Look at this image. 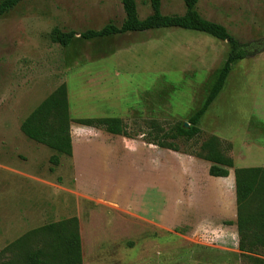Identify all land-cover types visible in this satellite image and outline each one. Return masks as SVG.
Here are the masks:
<instances>
[{"label": "rangeland", "instance_id": "1", "mask_svg": "<svg viewBox=\"0 0 264 264\" xmlns=\"http://www.w3.org/2000/svg\"><path fill=\"white\" fill-rule=\"evenodd\" d=\"M133 1L139 21L152 15L150 0ZM196 10L262 51L232 67L201 135L178 142L177 153L148 144L147 125L188 127L225 61L226 42L182 29L80 38L120 27L122 0H22L0 16V253L72 217L82 264H188L193 248L217 256L238 247L233 170L264 167V0H198ZM160 12L181 16L184 2L160 0ZM54 29L75 39L61 47ZM62 84L72 120L119 118L131 138L72 123V156L52 167L53 152L20 125ZM211 136L233 160L224 180L187 155Z\"/></svg>", "mask_w": 264, "mask_h": 264}, {"label": "trees", "instance_id": "2", "mask_svg": "<svg viewBox=\"0 0 264 264\" xmlns=\"http://www.w3.org/2000/svg\"><path fill=\"white\" fill-rule=\"evenodd\" d=\"M20 1L22 0H2L0 16L13 9ZM122 2L127 19L120 27L108 24L98 31H86L80 34V38L94 40L127 33L182 29L203 33L228 45L225 61L202 106L187 120V128L182 124L165 128L154 120L147 125L150 131L146 140L148 144L177 153L180 149L178 142L190 143L201 135L199 124L223 91L232 67L262 49L255 44L240 43L222 25L202 18L196 10L198 0H183L185 12L181 16H163L160 12V0H150L152 15L143 21L136 18L133 0ZM73 39V32L63 33L54 29L51 33L52 42L61 47H67ZM72 123L109 135L131 138L127 126L119 118L72 120L65 84L55 89L22 121L20 132L28 140L53 152L49 164L57 167L60 157L72 156ZM187 155L208 163V175L218 178L217 180L227 178L229 170L234 167L233 160L223 152L221 141L215 136L201 142L197 150ZM233 175L236 230L239 237L237 250L240 257L247 260V264H264V259L257 257L258 253H264V167L234 169ZM225 225L233 224L225 222ZM3 257L6 259L3 260ZM0 258V264H82L78 221L72 217L33 229L8 244L1 251Z\"/></svg>", "mask_w": 264, "mask_h": 264}, {"label": "crops", "instance_id": "3", "mask_svg": "<svg viewBox=\"0 0 264 264\" xmlns=\"http://www.w3.org/2000/svg\"><path fill=\"white\" fill-rule=\"evenodd\" d=\"M222 206V201H220ZM236 227V226H235ZM235 232V231H234ZM237 232V231H236ZM215 251L205 246L200 248H193L189 254L188 264H241L240 252L236 249L224 248L226 253H218L217 256H203L202 252ZM212 257V258H211Z\"/></svg>", "mask_w": 264, "mask_h": 264}, {"label": "water", "instance_id": "4", "mask_svg": "<svg viewBox=\"0 0 264 264\" xmlns=\"http://www.w3.org/2000/svg\"><path fill=\"white\" fill-rule=\"evenodd\" d=\"M185 126H187V125H185Z\"/></svg>", "mask_w": 264, "mask_h": 264}]
</instances>
